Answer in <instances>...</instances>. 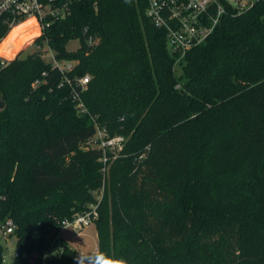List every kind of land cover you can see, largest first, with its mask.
I'll return each instance as SVG.
<instances>
[{
    "label": "trees",
    "instance_id": "trees-1",
    "mask_svg": "<svg viewBox=\"0 0 264 264\" xmlns=\"http://www.w3.org/2000/svg\"><path fill=\"white\" fill-rule=\"evenodd\" d=\"M55 1L65 15L34 42L72 67L39 48L0 57L7 264H42L45 251V264H83L63 237L52 242L91 205L97 264H264V0L227 7L178 75L146 0ZM8 30L0 23V39ZM3 43L12 55L13 40ZM97 126L122 135V147L87 145Z\"/></svg>",
    "mask_w": 264,
    "mask_h": 264
},
{
    "label": "built area",
    "instance_id": "built-area-1",
    "mask_svg": "<svg viewBox=\"0 0 264 264\" xmlns=\"http://www.w3.org/2000/svg\"><path fill=\"white\" fill-rule=\"evenodd\" d=\"M256 1L258 0H234V3L227 0H146L145 12L153 24L164 31L166 47L169 52L182 56L187 50L205 42L227 7L239 13L250 8ZM65 13L66 3L58 4L55 0H0V23L6 25L10 30L21 22L32 20L31 26H36V30L39 32L36 36L42 33L43 28L49 24L53 17L64 16ZM36 36L32 37L27 47L33 46V50L39 48L42 51L50 52L53 65L60 70L72 67V62L64 63L54 59L46 43L35 44ZM96 41L97 36L90 35L87 38L88 45H92ZM88 77L86 74L77 80L81 87H85ZM123 141L122 135L110 136L104 127L97 126L95 135L87 141V145L95 144L104 150H119ZM95 207V205H91L89 209L74 214L72 218L62 220L52 243L61 237V231L65 227L72 226L80 229L92 222L96 217ZM13 227L12 219L8 218L0 226L1 235H9ZM57 250H60L59 246H56L53 252L55 253ZM33 256L35 255L33 254ZM48 256L49 252L45 251L42 264H45V259Z\"/></svg>",
    "mask_w": 264,
    "mask_h": 264
},
{
    "label": "rangeland",
    "instance_id": "rangeland-1",
    "mask_svg": "<svg viewBox=\"0 0 264 264\" xmlns=\"http://www.w3.org/2000/svg\"><path fill=\"white\" fill-rule=\"evenodd\" d=\"M228 2L234 3V0H227ZM31 29H35L36 33L35 36L39 33L36 29V26L30 27ZM30 32L26 28H16L9 30V32L5 35V40L3 39V44L6 46L7 44L11 43V49L13 50L12 55L5 56L3 54H0V56L6 58V59H12L13 57L19 55H25L26 53L33 50V46L27 47L28 43L31 41ZM7 36V37H6ZM31 37V38H30ZM17 38V39H16ZM17 41H16V40ZM2 42V40L0 41ZM4 46V48H5ZM79 46V39H73L68 41L66 48L68 50H75ZM45 48H47L45 46ZM21 49V50H20ZM3 52V49H2ZM43 56L46 60H51V53L47 51H43ZM182 56L179 54H175V64L177 65L178 61L180 60ZM180 72V67L177 65L175 66V73L178 75ZM2 128V125L0 124V130ZM95 192H99L101 195L102 188H99ZM61 235L63 238L66 239L68 244L75 248L76 254L79 256H84L85 260L83 264H97V253H96V247H97V234H96V227L94 222H90L85 227H82L80 229L75 227H65L61 231ZM0 241L3 246V260L1 264H7L12 260V257L14 255L15 251V238L13 236H10L8 234L1 235L0 233Z\"/></svg>",
    "mask_w": 264,
    "mask_h": 264
},
{
    "label": "bare ground",
    "instance_id": "bare-ground-1",
    "mask_svg": "<svg viewBox=\"0 0 264 264\" xmlns=\"http://www.w3.org/2000/svg\"><path fill=\"white\" fill-rule=\"evenodd\" d=\"M32 20H26V21H24V22H21V23H19V24H17L16 26H14L12 29H18V28H26V29H28L29 31H31L30 32V35H31V37L36 33V31H35V29L33 30V29H31L30 27H31V25H32ZM12 29H10V30H12ZM30 37V38H31Z\"/></svg>",
    "mask_w": 264,
    "mask_h": 264
},
{
    "label": "water",
    "instance_id": "water-1",
    "mask_svg": "<svg viewBox=\"0 0 264 264\" xmlns=\"http://www.w3.org/2000/svg\"><path fill=\"white\" fill-rule=\"evenodd\" d=\"M3 106H4V101H3V99H2V97H1V95H0V109H1Z\"/></svg>",
    "mask_w": 264,
    "mask_h": 264
},
{
    "label": "crops",
    "instance_id": "crops-1",
    "mask_svg": "<svg viewBox=\"0 0 264 264\" xmlns=\"http://www.w3.org/2000/svg\"><path fill=\"white\" fill-rule=\"evenodd\" d=\"M61 237H62V235H61ZM65 239V238H64ZM66 240V239H65Z\"/></svg>",
    "mask_w": 264,
    "mask_h": 264
}]
</instances>
